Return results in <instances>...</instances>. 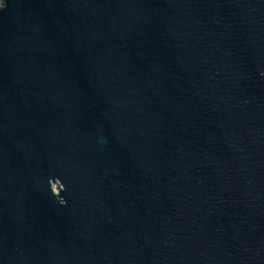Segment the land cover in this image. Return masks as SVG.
<instances>
[{"label":"water","instance_id":"obj_1","mask_svg":"<svg viewBox=\"0 0 264 264\" xmlns=\"http://www.w3.org/2000/svg\"><path fill=\"white\" fill-rule=\"evenodd\" d=\"M0 264H264V0H4Z\"/></svg>","mask_w":264,"mask_h":264},{"label":"snow or ice","instance_id":"obj_2","mask_svg":"<svg viewBox=\"0 0 264 264\" xmlns=\"http://www.w3.org/2000/svg\"><path fill=\"white\" fill-rule=\"evenodd\" d=\"M4 0H0V5H3Z\"/></svg>","mask_w":264,"mask_h":264}]
</instances>
